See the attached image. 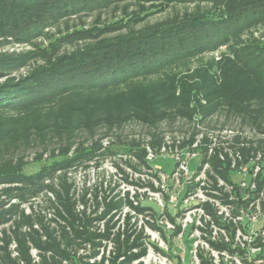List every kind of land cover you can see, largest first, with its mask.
I'll use <instances>...</instances> for the list:
<instances>
[{
  "label": "trees",
  "instance_id": "obj_1",
  "mask_svg": "<svg viewBox=\"0 0 264 264\" xmlns=\"http://www.w3.org/2000/svg\"><path fill=\"white\" fill-rule=\"evenodd\" d=\"M187 3L212 7L135 28L152 8ZM130 6L137 11L128 12ZM111 7L120 9L123 19L113 24L122 23L119 26L126 33L103 40L97 36L94 43L71 52L60 53L56 41L24 53L0 52V264H132L146 250L143 227L137 232L127 213L119 224L126 208L138 215L146 213L153 221H146V226L158 231L173 250L171 239L181 227L167 208L159 213L149 206L134 207L129 193L119 190V184L111 187L112 181L84 186L78 193L67 176L99 156L125 157V168L133 172L138 171L131 159L152 169L145 146L158 151L166 145V132L181 135L170 138V147L179 150L191 149L199 141L193 149L198 155L197 172L204 165L210 167L207 178L212 190L221 191L217 179L232 184V164L260 167L257 184L259 188L264 184V41L237 46L233 61L221 67L219 85L205 67L190 83L153 86L122 100L118 96L132 80L157 76L175 63L237 43L244 32L264 24V0H0V38L29 45L47 36L45 29L65 16ZM218 115H223L224 123L216 130L210 120ZM231 118L239 123L231 140L215 135ZM133 123L146 130L144 145L121 140L123 128ZM188 125H192L189 134L184 130ZM99 131L104 133L98 140ZM111 133H116L117 143L103 149L101 142ZM85 143L89 145L84 147ZM29 150H40L31 162L37 166L34 172L26 171ZM125 168L116 167L120 181L160 192L139 179L129 182ZM198 185L188 186L182 200ZM41 197L44 210H37L31 202ZM201 207L215 226L229 230L232 237L233 225L222 223L209 203ZM162 214L174 225L169 239L158 224ZM101 222L102 233L98 232ZM201 222L207 231L210 223L203 218ZM103 241L113 242L114 249L96 261ZM201 264L208 263L201 257Z\"/></svg>",
  "mask_w": 264,
  "mask_h": 264
},
{
  "label": "rangeland",
  "instance_id": "obj_2",
  "mask_svg": "<svg viewBox=\"0 0 264 264\" xmlns=\"http://www.w3.org/2000/svg\"><path fill=\"white\" fill-rule=\"evenodd\" d=\"M122 5L123 3L118 6L121 7ZM144 6L147 8L150 6V3H145ZM211 7V5L207 4H200V6H197L196 4L187 3L176 5L171 4L165 10H155V8H152L151 10H148L149 14L146 17L144 16V20L135 25V28L140 29L147 24L153 25L157 22H165L174 18L182 17L185 14H193L197 8L202 10ZM133 11H137L136 6L129 7L128 12ZM122 19L123 15L120 9L118 8L116 10H112V7L108 10H93L65 16L45 29L44 33L47 36H43L38 40H34L29 45H17L15 44V41L13 39L8 38L5 40L3 38H0V52L24 53L33 51L35 49V45L48 46L49 43L53 41H56L58 51L60 53L71 52L79 47H83L86 44L94 43L95 37L97 36V40H103L118 36L120 33H126V30L124 28H120L119 26V24L122 23L117 22V24H113L115 21H121ZM77 31H79V33H76ZM239 37V41L241 42V44H239V41H237V43L232 42L228 44V46L219 48L217 51L211 53H202L196 58L190 59L188 61H181L169 67H166L164 68L163 72H161L157 76L142 77L136 80H132L127 84V86L119 89L118 96L122 100L127 97H134L137 95L139 96L141 95L143 90L153 89L158 85L166 84V86L170 87L173 85V83H176V85H178L180 84L179 82L183 80L189 81L190 83L192 79L194 77H197V74L201 72L205 67L208 69V72L206 74L210 76L211 79L214 78L217 83L216 85H219L221 80V67L225 62L233 61L234 50L237 49V46L240 47L249 42V44H251L254 42L262 43L264 41V24L258 25L255 28L244 32ZM36 63L42 64L40 60H38ZM207 66H210V68H208ZM29 69L30 68L23 70L20 75H25L27 71H29ZM214 122H216V124H214ZM210 123L211 125H215V127L217 128L216 130H219L220 126L224 123L223 115L221 117L220 115L212 117ZM227 123L228 124L224 129L235 130L239 128L237 119L231 118V120H229ZM191 126L188 125L184 128V130L189 131L188 134L191 132ZM176 128L177 127H175L174 129ZM202 129L203 131H206L205 128ZM163 131L166 132L167 129L164 128ZM103 133L104 131H99L95 139L99 140L102 137ZM166 133L167 134L165 137H167V140H169V138L173 139V137H181V135H179L177 132ZM115 135L116 133H111L107 134V136L103 138L101 142V146L103 147V149L114 147L112 146V144L117 143ZM117 135H119L118 132ZM145 135L146 130L141 127L140 124L133 123L126 125L123 128L122 136L120 138L123 142L129 141L131 139L140 141L141 144L144 145L145 143L143 142H145ZM88 145L89 143H85L84 147H87ZM103 149L100 151H103ZM35 152L38 153L40 152V150H29L25 154L26 161L29 163L26 168L27 172H34L37 169V166L31 163L33 158L35 157ZM45 157H47V155L43 156V159H45ZM125 159V157L121 156H99L89 164L79 166L86 168L73 169V171L70 172L67 176L70 181L74 183L77 192L83 190L84 186L89 188L90 186L97 184L100 181H104L106 182V184L112 181L111 187L114 184H119V190H121V188H124V190H130V187L123 186L122 183H119V181H117V177L111 178L112 180H110L109 178L114 173L115 167H126L123 162L125 161ZM189 164L190 169L193 170L197 167V160L191 161ZM131 165L136 167L138 170L143 171V169L138 168L141 166L137 161L131 160ZM151 165L159 167L162 171L160 174H157V179H155L156 183L158 184L157 189H159L160 192L157 193L158 198L154 197L152 200H148L147 198H145V195L143 196L141 194L142 200H140V202L142 203V205L149 206L159 213H163L167 208L171 217L174 218L176 225H179L181 227V230L183 231L185 229L183 228L184 218L181 216L182 213H178V211L182 209V207L178 206L177 208H174L175 202H171V199H175L176 204H180L182 202L183 194L185 192V189L187 188L186 179L182 176L178 179V182H176L172 177H170L171 173L175 169V160H173L172 158H157L153 162H151ZM230 178L233 183H239L243 180L242 175L237 171H232L230 173ZM249 181L250 178H247L248 183ZM165 195H168L167 203L165 202ZM159 201L162 206L159 205ZM31 203L32 206L37 210H44V198L41 197L39 199H35ZM24 207L28 212L29 204ZM162 215L163 221L174 227V225L168 220L165 214ZM196 218L197 217H195L194 219ZM262 225L263 223H260L258 227H261ZM190 227L191 226H188L183 234L180 231L176 236L172 237V249H177L178 247H182L183 245H185V247L189 250L191 243L188 241L187 235H191L193 233ZM180 234H182V238H180ZM32 255H34V252H32ZM186 260L189 261V257H187Z\"/></svg>",
  "mask_w": 264,
  "mask_h": 264
},
{
  "label": "built area",
  "instance_id": "obj_3",
  "mask_svg": "<svg viewBox=\"0 0 264 264\" xmlns=\"http://www.w3.org/2000/svg\"><path fill=\"white\" fill-rule=\"evenodd\" d=\"M215 135L229 141L234 135V130L223 129L222 131H216ZM199 138L200 137H198V139ZM165 142L166 145H162L158 151H152L149 147L145 146L147 151L145 159L151 164V162L157 158H172L175 160L176 166L170 177H172L174 181L178 182V179L183 176L186 179L187 187L199 184L195 189L187 193L180 204H176L175 199H171V202H175L174 208L181 206L182 209L186 210L181 216L184 218L183 228L186 229L188 226L193 227L191 230L193 233L188 235V241L191 245L189 250L185 245L178 247V250H170L166 241L161 238L160 233L146 226V221L150 223L153 222L146 213L138 215L133 210L126 208L123 211L119 224H123L125 214L127 213L128 216L131 217L130 224L136 223L137 232H140V230L142 231L143 227L141 241L146 250L145 254L133 261L132 264H201V257L208 264H264V184L261 188H259L257 184V176L260 172V167H249L248 165L235 167V165L232 164L230 169L240 173L243 180L239 183H233L231 180L232 184H227L217 179V188H221V191L212 190L207 178V173H212L210 167L204 165L201 170L197 172L198 155L193 149L199 141L194 143L191 149L184 150H179L177 147H170V138L167 140V137H165ZM194 160H197V167L191 170L189 163ZM138 168L143 169V171L137 169L138 172H133L131 169L125 168V171L128 173V181L135 182L139 179L141 182L140 184L151 183L153 187L157 189L158 184L155 179H157V174L162 172L160 168L156 166H152V169H147L144 166ZM116 172L117 170L115 167L114 173L109 178L117 177L119 183L131 188L130 190L121 188V190L129 193L130 200L134 207L142 205L140 202V200H142L141 194L143 196L145 195V198L148 200H152L154 197L158 198L157 193L159 192H153L148 187H134L130 184L123 183L119 180L120 176L116 175ZM247 178H250L249 183L247 182ZM104 183L106 184V182ZM208 194L215 195L216 198L208 196ZM136 195L138 196L137 199L134 198ZM205 203H209L211 207L215 209L222 223L233 225L234 232L232 237H230L229 230L227 231L225 228L215 226L210 218L206 216L204 209L201 207V205ZM159 205L162 206L160 201ZM195 217L197 218L194 219ZM202 218L205 222L210 223V227L207 231L201 222ZM260 223H263V225L258 227ZM158 224L165 228L169 239L170 232H173L174 227L163 221V219H160ZM185 229L183 231L181 230L182 234L185 232ZM98 232H103L102 222ZM182 234L179 235L180 238H182ZM121 238H123V236H121ZM211 243H219L224 246L215 248ZM14 247V244L10 246L11 249H14ZM156 247L166 254H169L171 251V255L162 254ZM87 248H89V246H87ZM113 249V242L103 241L100 247V254L95 260L99 261L104 252L106 257H108ZM132 252L136 253L137 249H133ZM187 257H189V261L186 260ZM93 261L94 260H90L91 263H93ZM105 264H108V262H105Z\"/></svg>",
  "mask_w": 264,
  "mask_h": 264
}]
</instances>
